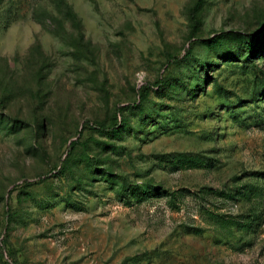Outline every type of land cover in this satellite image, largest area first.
Here are the masks:
<instances>
[{
	"label": "rangeland",
	"instance_id": "rangeland-1",
	"mask_svg": "<svg viewBox=\"0 0 264 264\" xmlns=\"http://www.w3.org/2000/svg\"><path fill=\"white\" fill-rule=\"evenodd\" d=\"M0 264H264V0H0Z\"/></svg>",
	"mask_w": 264,
	"mask_h": 264
},
{
	"label": "trees",
	"instance_id": "trees-1",
	"mask_svg": "<svg viewBox=\"0 0 264 264\" xmlns=\"http://www.w3.org/2000/svg\"><path fill=\"white\" fill-rule=\"evenodd\" d=\"M248 54H249V56H252V55H254V52L250 49V47H249V49H248V52H247ZM73 143L74 142H72L71 143V145H73Z\"/></svg>",
	"mask_w": 264,
	"mask_h": 264
}]
</instances>
